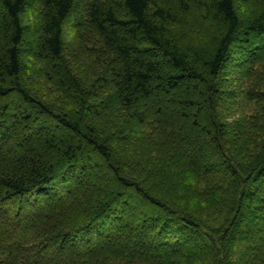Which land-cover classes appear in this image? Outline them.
I'll return each mask as SVG.
<instances>
[{
	"label": "trees",
	"instance_id": "1",
	"mask_svg": "<svg viewBox=\"0 0 264 264\" xmlns=\"http://www.w3.org/2000/svg\"><path fill=\"white\" fill-rule=\"evenodd\" d=\"M0 264H264V0H0Z\"/></svg>",
	"mask_w": 264,
	"mask_h": 264
},
{
	"label": "rangeland",
	"instance_id": "2",
	"mask_svg": "<svg viewBox=\"0 0 264 264\" xmlns=\"http://www.w3.org/2000/svg\"><path fill=\"white\" fill-rule=\"evenodd\" d=\"M84 2H85V0H77V4H78V9L79 10L83 9ZM245 5H246L245 3L241 2V1H238L237 2L238 10L239 11H245V9H244L245 7L243 8V6H245ZM243 13L246 15V12H243ZM29 14L30 13H28L27 16L30 18L31 14H30V16H29ZM30 21H31V18H30ZM30 21L26 22V23H28L27 25H30V23H31ZM63 31H64L65 49H66V52H67L68 56L70 58H72V59L75 58V57L81 56V53H83V48L79 44L78 39H76L75 36H74V32H73L74 29H73L71 21H68L64 25ZM236 58H237V56H233L232 60H230V62L227 64V68L225 70L226 71L225 73L228 74V77H226L225 82L229 78H231V79H234V78L237 79L238 78L237 74H235V71L233 70L234 68H233V65H232L233 59H236ZM240 58L242 59L243 57L239 56V59ZM81 65H82V63H81ZM24 69H25V79L30 84V87L35 89V94L37 93L41 97H46V98L52 97L54 90L51 87L47 86V84L44 82V79H42V80L39 79V73H36V71L38 69L37 70L35 69L34 61L32 59H30L29 57H26L24 59ZM238 106L239 107H243V108H247L246 106L241 105V104L238 105ZM18 136L20 137L21 134L19 133ZM198 138L202 141L203 144L204 143L207 144L208 139L206 137H204L203 133L199 134ZM17 143H18L17 140H11L9 143L6 144L5 147L1 148V152L3 154H5L7 152L6 149L10 148L12 151L16 152V155L19 154L20 150L17 147ZM205 159H206V161L207 160L209 161V158H205ZM237 235L238 234H236V237H237Z\"/></svg>",
	"mask_w": 264,
	"mask_h": 264
}]
</instances>
